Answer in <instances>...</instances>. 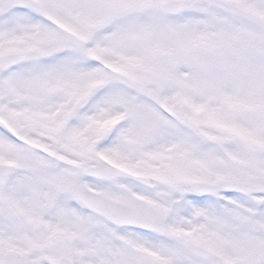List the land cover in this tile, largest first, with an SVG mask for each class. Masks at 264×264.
I'll use <instances>...</instances> for the list:
<instances>
[{"label":"snow or ice","instance_id":"obj_1","mask_svg":"<svg viewBox=\"0 0 264 264\" xmlns=\"http://www.w3.org/2000/svg\"><path fill=\"white\" fill-rule=\"evenodd\" d=\"M0 264H264V0H0Z\"/></svg>","mask_w":264,"mask_h":264}]
</instances>
